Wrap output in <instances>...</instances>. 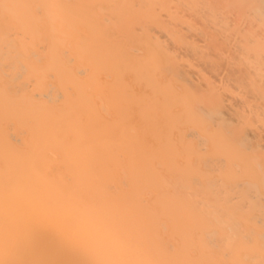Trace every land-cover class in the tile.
<instances>
[{"label": "bare ground", "instance_id": "bare-ground-1", "mask_svg": "<svg viewBox=\"0 0 264 264\" xmlns=\"http://www.w3.org/2000/svg\"><path fill=\"white\" fill-rule=\"evenodd\" d=\"M0 264H264V0H0Z\"/></svg>", "mask_w": 264, "mask_h": 264}]
</instances>
